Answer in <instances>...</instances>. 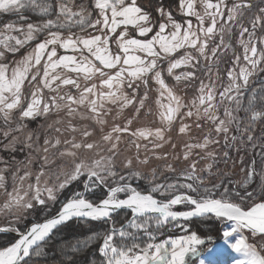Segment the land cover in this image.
I'll return each mask as SVG.
<instances>
[{
    "label": "snow or ice",
    "instance_id": "1",
    "mask_svg": "<svg viewBox=\"0 0 264 264\" xmlns=\"http://www.w3.org/2000/svg\"><path fill=\"white\" fill-rule=\"evenodd\" d=\"M91 4L89 8L77 0H0V16L16 17L0 24V151L12 157H0V196L4 197L0 233L18 237L0 247V264H37V258L47 255L45 249L52 238L70 221L101 222L110 227L62 248L68 264L73 260L69 253H80L96 240H102L99 264H192L197 258L198 264H215L210 255L215 240L189 232L193 219L227 221L223 243L238 254L235 264H264V87L253 89L246 104L242 99L250 78L264 72V0H231L230 4L227 0H177L176 11L183 19L157 6L159 22L138 0H91ZM26 12L42 20L31 22ZM26 48L25 55L7 62L9 54L16 56ZM229 51L232 67L217 101L211 66L218 70ZM202 62L208 66L201 69ZM181 68L185 71L175 74ZM201 70L208 73L210 83L201 80L198 94L188 103L163 75L166 71L179 84L199 79ZM150 79L157 86L155 113L146 107ZM141 86L144 92L139 95ZM225 101L230 106L224 107L221 117L219 109ZM110 105L116 117L135 107L131 119L105 131L113 112ZM141 111L145 116L154 114L160 126L133 129ZM37 117H44L45 124L40 130L30 129L29 122ZM178 117L181 136H188L192 127L185 119L194 117L197 129L203 128L201 120L212 127L202 141L193 143L189 137L184 144L182 159L188 166L177 174L176 182L154 184L156 170L152 169L149 178L133 162L148 165L153 158L167 160L168 155L157 149L171 143L166 133ZM75 121H89L94 127ZM125 136L133 138L129 144L135 148L133 156L122 160L129 170L127 176L116 171ZM221 137L225 150L220 155L225 163L230 151L254 154L238 184L245 189L243 195L228 188L217 195L220 184H208V177L217 174L214 165L220 162L216 149L210 148L221 144ZM20 152L23 159L14 158ZM193 155L197 159H190ZM173 158L181 159L179 155ZM201 160L208 163L198 168ZM165 170L176 173L171 164ZM256 176L260 178L258 190L248 191ZM133 179H148L152 186L142 192L132 185ZM77 181L83 191L60 201V194ZM100 188L106 194L91 199ZM233 192L239 202L232 200ZM154 193L168 199L158 200ZM58 202L59 209L47 215ZM182 204L185 210H174ZM122 209L130 210L131 218L117 227L114 214ZM37 211L45 213L43 221L23 231L17 227ZM177 229L185 234L161 239L165 232ZM245 232L262 237L259 247L248 243Z\"/></svg>",
    "mask_w": 264,
    "mask_h": 264
},
{
    "label": "rangeland",
    "instance_id": "2",
    "mask_svg": "<svg viewBox=\"0 0 264 264\" xmlns=\"http://www.w3.org/2000/svg\"><path fill=\"white\" fill-rule=\"evenodd\" d=\"M81 2L87 3L89 8L92 7L91 0H77V4H79ZM227 2L230 4L231 0H227ZM138 4L140 6H142L145 9V11L149 12L151 14L153 20L156 22H159V20H160L159 13L156 11L157 6H164L167 9L171 10L177 20L183 19V17H181V15L176 11L177 0H138ZM92 14H93V17L96 16V12H93ZM25 15L29 16L31 22H34V23H39L42 20V17L36 15L33 12H26ZM14 20H16L15 15L5 14V15L0 16V24H2L4 22L14 21ZM193 22L195 23L194 18H193ZM73 31H78V29H73ZM81 35H87V33H81ZM258 35H259V33H258ZM226 39H227V37H226ZM232 43H233L234 47L236 48L237 54H239L241 49L238 46H236L235 37H233ZM113 47H115V46L113 45ZM28 50L29 49L26 48V49L22 50L20 53L16 54V56H12L11 54H9V56L7 58V62L11 64L14 60H17L20 57H22L23 55H25ZM61 51H63V50H61ZM177 55H179V53ZM231 61H232V52L229 51L221 59L218 70H217L216 66H214V65L211 66V69H212L211 70V78H212L211 83H214L216 85L217 101H219V92H221L223 90V87L227 86L228 80H227L226 73L232 67ZM206 66H208L207 62H202L201 69H203ZM163 67L166 69V67H167L166 62H164ZM187 70L191 71V69H187ZM182 71H185V69L181 68V69L174 70L175 74H179ZM68 75H73V74L68 73ZM163 75L166 79V82L170 86L174 87V90L176 91V93L178 95L183 97L185 103L190 102V100L195 95L198 94L197 90H198V86H199V83L201 80H203V82L206 84L210 83L209 78H208V73L203 71V70H201L197 73V76L199 77V79H196V80L191 81V82L181 81L179 84H177L176 81L172 77H169L167 75L166 71L163 72ZM259 82H264V72H259L256 75L252 76L250 78L248 88L246 90H242V93H243L242 99H243L244 103H246L245 102L246 98L250 96L251 91L253 89H257V88H254V86H252V85L255 83H259ZM81 85H82V87L84 86L83 81H81ZM156 87L157 86L150 79L149 80V88L151 89V91L149 92L150 99L146 102V107H151L153 110V113H155V111H156V105L154 103V100L157 97V93L155 91ZM125 90L131 92V89L126 88ZM71 91L75 94L76 90L71 89ZM143 92H144V88L141 86V88L139 89V95H142ZM225 106H230L228 101H225L224 104H222L220 106L219 114L221 115V117H223V109ZM109 107H113V112L108 117V125L106 126L105 131L110 130L111 126L114 123L123 125L127 119H131L133 116V109L135 106H132V107L125 109L124 113L122 115H120L119 117H116L115 107L111 106V105ZM241 114L242 113H240V115ZM61 115H63V114H61ZM114 117H115V119H114ZM194 119L195 118L193 117V118L184 120L185 123H189L192 125L191 131H190L188 136L178 135V128L180 125V117L177 118L176 122L174 123V125L172 127V130L170 132L166 133V137L170 138L171 143L166 144L161 149H157V152L160 154H167L168 155L167 160H163V159L157 160V159L153 158L149 161L148 165H137L135 163V160H134L133 167L136 168L137 170L141 171L142 173H144L149 178H151L150 174H151L152 169H155L157 177L154 180V184L176 182L177 174L180 173L183 169H185L188 166V162L183 161V159H182L184 144L186 142H188L189 137L193 138L191 141L193 143L202 141L204 133L207 132L208 129H210L212 127L210 124H207L205 121L201 120L199 123L201 125H203V128L197 129L196 125L194 123ZM45 122L46 121H45L44 117H37L35 120H32L29 122V128L35 129V130H40L41 125L45 124ZM48 122H51V121L49 120ZM75 123L89 124L90 127H94V125H91V123L89 121H75ZM145 126L156 128V127H159L160 124H159V122H158V120L154 114L149 115V116H145L144 111H141L140 117L133 121V124L131 127L133 129H135L137 127H145ZM213 135H215V133H213ZM96 137L97 138L99 137L98 131L96 132ZM131 139H133V138L129 137V136H125L122 139V142L119 146L120 155L116 158V171L118 173H122L125 176L128 175L129 170L123 167L122 160L125 156H133V154L135 152V148L129 144V141ZM140 143L145 144V143H147V141H140ZM172 144H175V146H176L175 149L172 148ZM212 148L216 149L218 159L220 161L219 163L214 165V168H213V172H216L217 174L213 175L211 177H208L207 172L200 173V175L208 177V184L209 185H211L212 183L217 181L218 175H222V173L223 174L225 173L224 175L231 176L232 174H234V176H236L235 172L239 168H240V171H242V168H243V169H245V171H242V172H244L246 174V164H244V163L241 164L240 161H238V160L236 161V160L232 159L233 158L232 154L229 153V159L227 160L226 163L224 162V158L220 155L225 150L222 147V137H221V144L212 145L210 150ZM143 151L144 150L141 149L142 155H143ZM198 151L199 150H194V153L198 152ZM257 151H259V150H257ZM233 153H237V152L233 151ZM149 155H151V153H149ZM177 155H179L181 157V159H174L173 158ZM201 155H203V153H201ZM0 157H3L4 159L12 158L9 156V154L7 152H3V151H0ZM23 157H24V153L20 152V153H17L14 158L23 159ZM241 158L244 159V157H241ZM190 159H197V156L193 155ZM206 163H208V161L201 160L200 163L197 165V167L202 168V167H204V165H206ZM169 164H171V166L176 169V173L168 172L165 170L166 166ZM139 181H144V183H145L144 185L146 188H145L144 192H147L150 190V187L152 185L149 184L148 179H140V180L133 179V180H131V183L134 186V183H137ZM180 182L183 183L186 181L181 180ZM187 182H190V181H187ZM239 182H241V180H239ZM109 183H111V180H109ZM71 186H73L72 188L77 189L78 186H80L79 181L74 182L73 184H71ZM82 187H83V185H82ZM225 188H227V187H225ZM229 188L230 187H228V189ZM66 190L67 189H65L64 192ZM81 191H83V190H81ZM106 191H105V193H103L104 195L106 194ZM181 191H185V190H181ZM64 192H62L60 194V201L65 200L68 195L70 196L72 194L70 192L69 193H64ZM99 193H102L101 188L97 191L96 194H99ZM153 195L158 200H167L168 199V197L161 196L159 193H154ZM120 196H121V198H124V194H120ZM3 199H4V197L0 196V203L3 202ZM56 205H57V209H59L60 203L58 202ZM181 208H186V206L183 204L178 205L175 207V210H181ZM54 213H55V211L53 212V210H52L51 214L50 213L49 214L52 215ZM29 223H32V222H30L29 217H27L22 223L18 224L17 227H19L23 231L24 229H26V226ZM185 223H189V222H185ZM204 223L209 224L210 226H205ZM227 224H228L227 221L221 223L220 221L209 220V221H205L203 223L202 222L201 223H191V228L189 229V232H191L193 230L196 231V233L201 238L206 239L208 236H212L214 238V240H215L214 251L210 255L213 258V260L215 261V264H235V260L238 258V254L234 253L230 248H228L223 243L222 233H223L224 229L226 228ZM122 226L123 225H118L117 227H122ZM184 234L185 233H183L179 229H177L174 232H165V236L161 237V239L168 238V237L175 238L177 236L184 235ZM2 235H11L15 238V240L17 239V237L12 235V234L0 233V236H2ZM245 235L248 236V243L255 244V245H257V247H259V241L262 239V237L257 236L255 238H253L251 236V234L247 233V232H245ZM95 243H99V245L101 246L102 240H96L92 244H95ZM203 247L207 248L208 245H205ZM192 264H198V258L193 259Z\"/></svg>",
    "mask_w": 264,
    "mask_h": 264
},
{
    "label": "trees",
    "instance_id": "3",
    "mask_svg": "<svg viewBox=\"0 0 264 264\" xmlns=\"http://www.w3.org/2000/svg\"><path fill=\"white\" fill-rule=\"evenodd\" d=\"M252 86L254 88H261L264 87V82L255 83ZM249 97L246 98V103ZM245 103V104H246ZM243 115V113L241 114ZM257 134H259V125L257 128ZM259 150V148L256 149V152ZM232 154V159L240 161L241 157H244L243 163L246 164V166L249 164L250 160L254 158V154L251 151H240L237 153H233V151L229 152ZM257 160L256 167L259 170L260 169V161L259 157H255ZM241 167V166H240ZM242 168V167H241ZM233 173V172H232ZM225 174V173H224ZM218 175L217 181H215L212 184H220V189L217 190V195H219V192L222 191L225 187H230L229 190H235L238 191L241 195L245 193V189L242 187H238V184L240 183L239 180L242 181L244 176L246 175L244 172L240 171V168L235 172V175L232 174L229 175ZM84 177H81V180H84ZM259 176L254 177V182L249 185L248 191H252L253 189H257L259 187ZM82 183L79 182V185L77 189L72 188L73 186L70 185V187L67 188V190L64 193H73L74 191H81L83 190V187L81 185ZM144 181H139L137 183H134V186L138 187L139 190L144 192L145 185ZM211 184V185H212ZM102 193L95 194L90 196L91 199L97 200L100 197H102L106 191L105 188H101ZM195 195V194H192ZM69 197V195L67 196ZM232 200L239 202V198L234 194H232ZM57 210V205L53 208V212ZM181 210H185V208H181ZM51 214V213H50ZM49 213L47 215H50ZM53 215V214H52ZM30 219V222H36V221H43L45 219V213L42 211H37L33 215L28 216ZM131 218V213L129 211H120L116 214H114V220L116 223V226L118 225H124L128 219ZM32 223H29L27 227H29ZM191 223H201L199 220H194ZM205 226H210L209 224L204 223ZM110 227V224H105L101 222H94L89 221L88 223L83 222H77V221H71L69 224L63 228L60 229L59 233L55 235L50 245L45 249L47 255L44 257L37 258V264H68V262L65 261L64 256L62 255V248L65 247H71L74 245L77 241L86 240L90 237H93L96 233H103ZM15 238L11 235H2L0 236V247L4 245L11 244ZM99 243L91 244L90 247H88L86 250L80 252V253H69V255L73 256V260L70 262V264H99V261L101 260V257L99 255Z\"/></svg>",
    "mask_w": 264,
    "mask_h": 264
},
{
    "label": "water",
    "instance_id": "4",
    "mask_svg": "<svg viewBox=\"0 0 264 264\" xmlns=\"http://www.w3.org/2000/svg\"><path fill=\"white\" fill-rule=\"evenodd\" d=\"M175 210V209H174ZM120 211H129L130 212V210H126V209H122V210H120ZM119 211V212H120ZM118 213V212H117ZM116 214V213H115ZM193 220H197V219H193ZM71 222V221H70ZM12 235H14V236H16V234H12ZM17 237V236H16ZM18 238V237H17Z\"/></svg>",
    "mask_w": 264,
    "mask_h": 264
}]
</instances>
